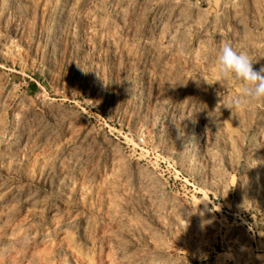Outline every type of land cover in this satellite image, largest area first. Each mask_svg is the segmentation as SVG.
<instances>
[{"label":"rangeland","instance_id":"1","mask_svg":"<svg viewBox=\"0 0 264 264\" xmlns=\"http://www.w3.org/2000/svg\"><path fill=\"white\" fill-rule=\"evenodd\" d=\"M264 0H0V264H264Z\"/></svg>","mask_w":264,"mask_h":264},{"label":"clouds","instance_id":"2","mask_svg":"<svg viewBox=\"0 0 264 264\" xmlns=\"http://www.w3.org/2000/svg\"><path fill=\"white\" fill-rule=\"evenodd\" d=\"M250 54L224 42L217 50L215 68L218 81L235 82L240 91L225 101V108L241 111L256 102H264V65L257 70Z\"/></svg>","mask_w":264,"mask_h":264}]
</instances>
